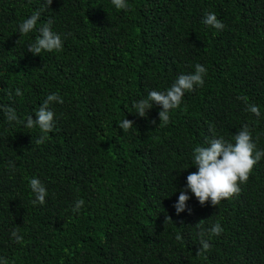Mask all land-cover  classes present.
I'll return each instance as SVG.
<instances>
[{
	"label": "trees",
	"instance_id": "1",
	"mask_svg": "<svg viewBox=\"0 0 264 264\" xmlns=\"http://www.w3.org/2000/svg\"><path fill=\"white\" fill-rule=\"evenodd\" d=\"M128 3L125 11L111 0H53L50 7L47 0H0V258L264 264V158L233 199L201 205L188 190L185 210L174 207L187 175L198 170L195 147L221 137L234 143L247 125L264 150V0ZM36 11L37 30L21 35L19 25ZM209 12L222 30L203 23ZM49 21L63 50L34 56L28 45ZM197 63L208 70L204 85L185 93L167 125L160 124V105L146 117L134 113V102L166 92ZM51 93L64 102L50 105L55 128L38 144L39 128L23 123ZM251 104L259 117L246 110ZM9 107L19 123L7 120ZM123 119L134 122L127 132L119 128ZM34 177L48 192L43 205L32 202ZM217 222L224 231L208 235ZM201 230L211 250L197 255Z\"/></svg>",
	"mask_w": 264,
	"mask_h": 264
},
{
	"label": "clouds",
	"instance_id": "2",
	"mask_svg": "<svg viewBox=\"0 0 264 264\" xmlns=\"http://www.w3.org/2000/svg\"><path fill=\"white\" fill-rule=\"evenodd\" d=\"M53 0H47L50 7ZM111 3L117 10H129L130 5L128 0H111ZM40 11L34 12L29 18L24 20L19 25V33L27 35L30 32L36 31L37 22L40 18ZM203 23L206 26H211L216 30H222L225 25L220 21L215 13H206ZM39 35L35 41L28 45L27 51L34 56L41 55L42 52H61L63 50V42L61 36L51 29V21L43 24L39 29ZM207 68L199 63L195 65V71L190 74H181L176 81L166 92L152 90L148 93L146 99H141L133 103V108L136 114L140 117H146L148 109L153 107V104L162 106L159 112V120L161 126H165L170 122V111L179 108L186 92H191L196 86L204 85V76L207 74ZM17 95H22L20 89L16 90ZM239 98V97H238ZM63 98L59 93H51L43 101V104L36 111V118L32 115L26 118L23 126L28 129L38 127L42 135L37 139L38 144H42L47 139V133H50L55 128L54 112L50 105L53 103H63ZM255 116L261 115L260 108L251 104L246 108ZM6 118L9 122L17 121L18 117L12 108L4 109ZM155 123V121H152ZM119 128L127 132L130 130L134 122L129 119L118 121ZM234 143L227 142L221 138H212L207 141V146H197L193 150L192 163L196 165L197 171L187 175V184L185 189L180 192L177 202L174 204L177 214L184 211L186 202L189 200L188 190L191 191L198 199L201 205L210 201L212 206H218L223 200H231L238 196L241 192V184L247 183L254 166L264 158V150H258L256 143L253 141L252 134L247 125H244L234 136ZM31 191L35 194L33 204L43 205L46 203L48 195L47 189L38 178H31L29 181ZM84 200L80 199L73 207V212L79 213ZM191 213V209H187ZM170 218V217H168ZM224 229L219 222L215 223L207 232L210 236H219ZM12 237L17 243H23V237L18 235L14 230ZM206 233L201 230L200 245L201 247L196 252L197 255H204L211 250V244L208 239H205ZM177 240L182 239L178 234ZM0 264H7V261L0 258Z\"/></svg>",
	"mask_w": 264,
	"mask_h": 264
}]
</instances>
